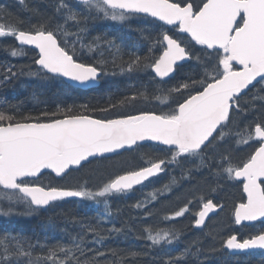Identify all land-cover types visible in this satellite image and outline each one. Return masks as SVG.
<instances>
[{
	"label": "snow or ice",
	"instance_id": "obj_1",
	"mask_svg": "<svg viewBox=\"0 0 264 264\" xmlns=\"http://www.w3.org/2000/svg\"><path fill=\"white\" fill-rule=\"evenodd\" d=\"M76 4L77 7H73L69 0H56L54 15L63 23L57 22L54 27L52 18L42 19L37 24L29 23L25 29L21 27L24 21L16 19L13 22L0 16L3 21L0 22V38L11 37L20 45L34 46L39 57L35 64L40 71L80 84L98 80L109 63L119 67L122 73L151 70L152 80L159 78L163 83L164 78L172 79L184 64L195 60L201 69L199 78H195V70H190L183 73V78L168 88L163 96H154L153 99L166 106L173 94H186L175 107L159 113L137 110L135 114L118 115L112 119H98L86 114L131 107L137 99H147L146 90L124 96L105 108L89 109L84 105L85 111L78 113L74 112L73 106L59 105L55 111L44 110L35 116L21 114L15 106L0 109V216L13 215L18 205H24L26 211L15 214L30 215L69 197L87 198L97 203L103 199L107 209L108 197L128 193L136 186H146V182L150 183L164 173L169 165L199 158V164L195 165L197 170L208 166L207 162L215 157L206 156L205 150L215 153L218 145L235 136L238 146L252 141L258 142L259 146L235 165L230 155H221L215 175L243 178L242 191L246 199L234 207L235 225L257 221L264 224V121L255 123L254 128L246 126L242 132L224 131L232 122L233 113L256 111L255 102L264 101V96L254 95L251 101L243 102L248 107H242V96L253 82L261 83L260 90L264 91V0H201L196 6L190 0H76ZM140 15L155 18L164 26H172L175 35L169 34L170 30L160 31L155 38L145 35L144 39L150 41L146 53L141 55L137 48L128 52L127 60L121 54L120 45L108 40L105 41L108 48L115 49L111 61L80 62L76 45L80 43L85 47L80 34L87 30L86 27L80 28L81 24L86 25L89 18L101 17L124 23ZM69 24L77 26L78 31L69 33ZM69 35L76 36L71 44L67 39ZM197 45L201 46L203 59L194 53ZM98 46L93 42L86 47L89 52H94ZM10 54L18 57L23 50L13 47ZM16 75L9 67L4 81ZM148 141L167 146L168 155L154 158L148 153L141 154L139 159L143 166L113 175L95 191L86 187L70 189L28 182V178L42 175L43 170H51L55 176L63 177L74 167H82V162H88L90 158L119 155L122 150L132 151ZM191 171L185 170L182 178L190 177ZM176 184L175 177H172L161 189L148 194L147 203L171 193ZM199 200L201 204L195 213V226H202L209 213L222 207L203 196ZM191 203L189 200L188 204L163 219L184 216ZM135 207L146 208V203L137 202ZM85 227L99 237L98 226ZM145 232L152 246L160 245L162 241L171 244L180 236L175 229H153L151 226L146 227ZM101 240L102 237L93 243ZM82 245V240H74L71 247L57 244L47 248L43 257L45 264H101L106 253ZM37 246L45 247L33 245L19 235L0 236V264H21L22 258L32 264V253ZM222 247L230 253L250 255H256L259 250L261 264H264V227L245 238L233 233L222 241ZM87 252H94V255L88 256ZM196 254L190 248L185 249L178 257H169L165 264H181L185 257ZM129 255L136 257L138 253ZM103 264L113 262L103 260Z\"/></svg>",
	"mask_w": 264,
	"mask_h": 264
},
{
	"label": "trees",
	"instance_id": "obj_2",
	"mask_svg": "<svg viewBox=\"0 0 264 264\" xmlns=\"http://www.w3.org/2000/svg\"><path fill=\"white\" fill-rule=\"evenodd\" d=\"M55 3L56 0H23V3L20 0H0V16H6L8 20L13 22L16 19L24 21L25 23L21 27L25 29L29 27V23L37 24L42 19L52 18V26L54 27L57 22L63 23L62 20L54 15ZM69 3L71 6L77 7L76 1L69 0ZM79 27H86L87 29L80 34V41L85 47H81L80 43L76 45L77 56L80 62L84 63H95L100 59L111 61L115 49L110 50L108 48L105 43L108 40H114L117 45H120L124 60L128 59V52L135 51L137 48H139L140 54L144 55L150 43V41L144 39V36L151 35L155 38L163 30L154 20H148L142 18V16L124 23L102 17L89 18L86 25L81 24ZM67 31L75 33L78 31V27L69 24ZM97 37L100 38L99 41L96 40ZM58 39H63V37H58ZM67 39L68 43L71 44L76 40V36L69 35ZM93 42L99 46L94 52H89L86 46ZM62 46L64 45L62 44ZM13 47L22 49L23 54L18 57L11 56L10 50ZM195 50L197 52L195 54L201 55L202 58L204 53L198 52V49ZM36 59L37 53L35 50L19 46L14 38H0V81H3V83H0V109L7 110L10 106H15L21 114L35 116L44 110L55 111L59 105L61 107L73 106L74 112L78 113L85 111L82 107L84 105H87L89 109L105 108L110 103H115L116 100L124 96H131L134 92L146 90L147 99L141 97L131 107L114 109L107 113L115 115L117 113L136 112L137 110H151L154 104L159 102L153 97L156 95L163 96L168 88L177 84L183 78V73L195 70L197 73L195 78L198 79L201 71L196 61L192 60L184 64L183 68L172 79L161 83L157 79L152 80L151 70L122 73L119 67H113L109 63L100 76L103 79H99L98 86L82 90L68 84L59 77H53L50 74L45 75L35 64ZM9 67L17 75L4 81L5 71ZM29 72L37 74L28 75ZM261 87L262 84L256 87L253 86L242 96V107H248L243 102L251 101L254 95L264 96V91L260 90ZM183 95L186 94H173L166 104L181 100ZM255 106L256 111H249L246 114L233 113L232 122L229 123L227 128L233 132H242L246 126L252 128L255 123L264 121V101L257 100ZM86 114L100 116L102 112L97 111ZM236 139L237 137L230 136L224 143L218 145L215 153L208 150L206 156H214L215 159L208 161V166L206 167L197 170L195 165L199 163L182 161L175 166L169 178L158 176L152 179L150 183L148 182L147 193L149 194L168 184L171 178L175 177L177 184L173 186L171 193L158 202L147 203L146 198H140V190H135L133 196L130 197L125 194H115L108 197L109 209L100 207V214L105 212V217L98 215L97 208L94 209L91 201L75 202L74 200H69L55 204L51 207L50 212L36 211L30 215L15 214L26 211L24 205H18L13 215L0 216V236L19 235L27 238L33 245L45 246L43 248L37 246L33 250L32 264H45L43 257L47 254V248L57 244L71 247L74 240L77 242L82 240V246L86 247V249H97L106 253L101 260V264H103V260L112 261L113 264H165L169 257L176 258L173 255V251H179L177 253L179 256L186 249L187 244L181 241V235L178 242L171 249L170 245L167 244H160L158 246L159 249H157V245L152 246L151 241L145 238V228L148 226H152L153 229H176L180 227L181 230L176 231L181 234L186 233L189 236L190 233H194L191 232L193 228L187 217L178 222L164 220L163 218L181 208L184 203L188 204L189 200L192 201L189 204L190 213L197 210L201 204L199 197L203 196L205 200L211 199L214 201V198L217 197V190L220 192L219 188H222V184L228 183L225 175L219 177L215 175L219 167V157L225 154L230 155L231 159H233L232 163L237 164L244 160L246 154L245 148L240 147L254 143L252 141L247 145L241 144L238 146ZM148 148L147 153L154 158H165L166 153L164 151L153 150V148L157 149L156 146L149 145ZM145 153L140 150L135 153L130 152L112 165H94L90 163L85 166V169L82 168L74 172V174L78 179L83 177L86 181L99 183L100 180L102 181V179L116 171H120V169H125L127 166L132 167L138 160L140 161L139 156ZM118 163L119 165L114 169V165ZM187 169H192L190 177L185 176L182 178V173ZM225 192L218 193V199L225 207L231 209L235 201L238 200V193L236 190L230 189V187ZM137 202H145L146 208L135 207ZM4 207L7 208V204ZM86 225L98 226L99 237L88 232ZM215 225H218L214 227L215 231L220 232L223 230L222 219L217 221ZM161 226L167 227L158 228ZM113 228L121 229V231H111ZM101 237L100 243H93V241ZM191 244H194L195 248H193L196 249L197 243L194 238H191ZM213 249L217 250L220 258L223 257L221 248H208V250ZM132 252L138 253V255L132 257L129 255ZM87 255L92 256L94 252H87ZM187 260V257H185L181 264L187 262ZM248 262L256 264L254 260ZM21 264H28V259L22 258Z\"/></svg>",
	"mask_w": 264,
	"mask_h": 264
},
{
	"label": "flooded vegetation",
	"instance_id": "obj_3",
	"mask_svg": "<svg viewBox=\"0 0 264 264\" xmlns=\"http://www.w3.org/2000/svg\"><path fill=\"white\" fill-rule=\"evenodd\" d=\"M225 179L227 180L228 183L226 184L224 183L222 188H219L220 192L218 193H222V191L225 192V190L228 187H230V189H234L237 191L238 200L235 201V204L232 207L233 209L231 208L232 209L231 210L225 207V205L222 204V202H220V200L218 199V193H217L216 195L217 197L214 198L213 202L216 203L217 205H222V207L216 209L215 212L212 214V216H210L207 219L206 223L201 228H195L193 225L194 219H195V213L199 209L197 208V210L191 213L189 220H190L191 227L193 228L191 232H194V233L192 234L190 233L189 236H187L186 233H183L181 237V241L187 244L186 249L190 248L192 252L197 253V254L187 256L188 258L187 262L182 263V264H250L248 262L250 260H254L256 264H261V256L259 254V251H257L256 255H250L246 253L231 254L228 251L224 250L222 247V241L233 233L237 234L241 238H245L249 236L250 234H255V232L258 229H260L261 227H264V224H261V222L259 221L252 222L251 224H249L248 222H245L243 225H235L234 217H233L234 207L237 203L241 202L242 199H246V194H244L242 191L243 180L229 179L226 175H225ZM220 219L223 220V227H222L223 230L220 232H217L215 231L214 227L217 226L215 224H217V221H219ZM174 221L178 222L179 219H176ZM226 224L228 227L225 226ZM175 230H181V228L177 227ZM180 236H181V233H180ZM191 238H194V240L197 243L196 249L193 248L195 247L194 244H191ZM178 240L173 241L174 245L178 242ZM212 247L221 248L223 252L222 253L223 257L220 258V256L217 253V250H207L208 248H212ZM173 255H175V257H178V254L176 251H173Z\"/></svg>",
	"mask_w": 264,
	"mask_h": 264
},
{
	"label": "water",
	"instance_id": "obj_4",
	"mask_svg": "<svg viewBox=\"0 0 264 264\" xmlns=\"http://www.w3.org/2000/svg\"><path fill=\"white\" fill-rule=\"evenodd\" d=\"M18 42V41H17ZM18 44H19V42H18ZM24 46H28V47H31V48H34L35 49V47L34 46H29V45H24ZM36 51H37V53H38V49H35ZM39 58V57H38ZM67 82H69V83H71V84H73V85H75V86H80V87H83V88H86V87H89V86H92V85H96L97 84V80L96 81H92V82H89V83H86V84H80L79 82H76V81H72V80H70L69 78H66V77H63ZM165 79V78H164ZM254 83V82H253ZM251 86V85H250ZM249 86V87H250ZM149 142V141H148ZM151 142V141H150ZM106 155H109V154H106ZM75 168V167H74ZM44 171H50L51 172V170H43V172ZM54 174V173H53ZM55 175V174H54ZM57 177V176H56Z\"/></svg>",
	"mask_w": 264,
	"mask_h": 264
},
{
	"label": "bare ground",
	"instance_id": "obj_5",
	"mask_svg": "<svg viewBox=\"0 0 264 264\" xmlns=\"http://www.w3.org/2000/svg\"><path fill=\"white\" fill-rule=\"evenodd\" d=\"M131 28V27H130ZM134 28V27H133ZM132 28V29H133ZM136 29V28H135ZM135 31V30H134ZM105 75V74H104ZM135 75V74H134ZM100 79H103V78H100ZM100 82V81H99ZM117 82V81H116ZM120 83V82H119ZM99 84V83H98ZM122 86V85H121ZM119 88V87H118ZM88 89V88H87ZM116 90V89H115ZM233 129V128H232ZM237 158V157H236ZM233 160V159H232ZM234 162V161H233ZM101 177V176H100ZM164 184V183H163ZM215 189V188H214ZM213 189V190H214ZM211 190V189H210ZM217 192H218V190H217ZM217 192H216V194H217ZM226 193V192H225ZM226 195V194H225ZM225 195H224V197H225ZM224 197H222V198H224ZM182 198V197H181ZM185 199V198H184ZM227 200V199H226ZM228 201V200H227ZM231 201H232V199H231ZM226 202V201H225ZM223 204V203H222ZM228 204H229V202H228ZM232 205V204H231ZM181 206V205H180ZM126 213V212H125ZM131 215V214H130ZM187 221V220H186ZM175 223V222H174ZM159 224V223H158ZM169 225V224H168ZM183 225V224H182ZM170 226V225H169ZM214 226V225H213ZM218 226V225H217ZM167 227V226H166ZM212 227V226H211ZM183 230V229H182ZM186 231V230H185ZM181 235H183V234H181ZM196 235V234H195ZM221 235V234H220ZM39 237V236H38ZM208 237V236H207ZM38 239V238H37ZM206 239V238H205ZM36 240V239H35ZM206 242V241H205ZM210 244V243H209ZM180 245V244H179ZM187 246V245H186ZM195 246V245H194ZM195 248V247H194ZM177 250V249H176ZM203 250V249H202ZM208 250V249H207ZM214 250V249H213ZM221 250V249H220ZM165 251V250H164ZM178 253V252H177ZM221 255V254H220ZM172 256V255H171ZM119 257V256H118ZM188 259V258H187ZM102 263V262H101Z\"/></svg>",
	"mask_w": 264,
	"mask_h": 264
},
{
	"label": "rangeland",
	"instance_id": "obj_6",
	"mask_svg": "<svg viewBox=\"0 0 264 264\" xmlns=\"http://www.w3.org/2000/svg\"><path fill=\"white\" fill-rule=\"evenodd\" d=\"M119 165V163L118 164H116V165H114V169L117 167ZM73 177V176H72ZM223 185V184H222Z\"/></svg>",
	"mask_w": 264,
	"mask_h": 264
}]
</instances>
